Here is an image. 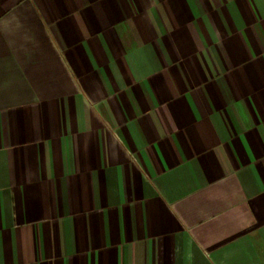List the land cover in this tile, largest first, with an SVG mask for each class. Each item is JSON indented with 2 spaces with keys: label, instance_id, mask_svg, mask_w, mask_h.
<instances>
[{
  "label": "crops",
  "instance_id": "obj_1",
  "mask_svg": "<svg viewBox=\"0 0 264 264\" xmlns=\"http://www.w3.org/2000/svg\"><path fill=\"white\" fill-rule=\"evenodd\" d=\"M0 264H264V0H0Z\"/></svg>",
  "mask_w": 264,
  "mask_h": 264
}]
</instances>
